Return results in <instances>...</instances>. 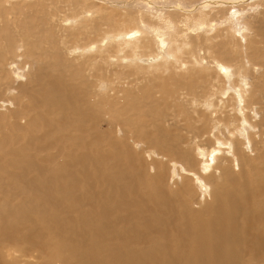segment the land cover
Listing matches in <instances>:
<instances>
[{"label": "bare ground", "instance_id": "1", "mask_svg": "<svg viewBox=\"0 0 264 264\" xmlns=\"http://www.w3.org/2000/svg\"><path fill=\"white\" fill-rule=\"evenodd\" d=\"M106 1L135 4L155 21L143 27L132 17L118 20L116 9H103L97 0H66L80 17L73 20L76 40L70 36V43L90 30L100 34L101 26L110 29L76 45L86 55L78 63L63 52L75 44L67 47L66 35L55 39L39 30L43 23L33 18L64 0H18L22 43L10 29L0 30L12 54L3 53L0 42V264H264V62L254 65L245 43L234 65L227 49L236 30L228 15L243 0H160L152 10V0ZM5 2L4 23L15 10ZM181 3L197 10L195 22H185L196 30L216 26L210 15L217 4L226 13L228 38L188 37L178 23ZM250 3L245 7L264 9V0ZM25 6L29 20H22ZM61 20L68 24L70 18ZM260 23L264 43V18ZM22 48L30 60L20 62ZM186 48L188 62L180 55ZM204 60L208 72L197 66ZM122 62L135 71L175 70L168 78L153 77L138 93L149 102L151 92L162 99L163 110L148 120L126 104L117 111L120 96L130 94L101 80L109 66L125 67ZM178 65L185 66L181 74ZM147 146L158 149L155 166L138 159L145 154L137 156L135 148L150 155ZM169 168L180 177L170 187Z\"/></svg>", "mask_w": 264, "mask_h": 264}, {"label": "rangeland", "instance_id": "2", "mask_svg": "<svg viewBox=\"0 0 264 264\" xmlns=\"http://www.w3.org/2000/svg\"><path fill=\"white\" fill-rule=\"evenodd\" d=\"M41 1H44V0H36V2H38V3H40ZM65 1V3H59V6H54V7H52V8H50L48 11H47V13L44 15V14H40V13H38L37 14V16H33L31 13H29L30 12V9L31 8H29L28 6H25L24 7V9H23V13H22V17H23V19L22 20H29V18L31 17L32 18V16H33V18H36V21H35V24H39V25H41L42 23V28L41 29H39V30H43V31H45V30H47L50 34H53L52 36L55 38V39H59V37L63 34V35H66V40H67V47H69L70 45H74V47H73V49L75 50H71V51H69V52H67L68 50H64L63 52L64 53H68L67 54V58L68 59H70V60H68V62H73V63H78V62H80V60L82 61L85 57H86V55H84V54H81L80 53V51H79V49H75V47H77L76 45H79V44H83L84 45V43L86 42H89V41H91V40H94V39H97V38H99L100 36H102L105 32H107V31H109L110 29L107 27V25L106 26H101L100 27V30H101V33L100 34H98V33H96L94 30H92V32H91V30L89 31V33H88V35L87 36H85V35H82V36H80L79 37V42H78V44L76 43V42H72V43H70L69 42V40L70 39H68V38H70V34H71V28L73 27V26H76V25H73V20H76V19H80V17L79 16H76V15H74V11L71 9V6L69 5V4H67L66 3V0H64ZM98 2H100V4H102V5H104V6H102L103 7V9L104 8H106L107 7V9L110 7H112V9H116V11H117V15L116 16H118V20H122V21H125V22H127L131 17H132V20H133V22L132 23H135V24H137L138 22H140L141 24H142V26L143 27H148V23H147V21L146 20H149L151 17H149V16H145V14L146 13H144V12H142L141 10H139V8H135L134 6H135V4H134V12L132 13V14H129V10L130 9H132V8H124L123 6H110L109 4H108V2L106 1V0H97ZM103 1H105V2H103ZM136 1H139V0H136ZM148 2L149 0H140V2H142V3H145V2ZM164 1V0H163ZM234 1V0H233ZM246 0H243V1H241V3H236L235 5H234V7H235V9H234V14L233 15H231V14H229L228 16H230V17H232V18H234V21H233V25H234V28H236V30H234V31H232L231 29V36H230V38H229V40H228V52H230V54H229V57H230V60H232L231 61V63L232 64H239V61L241 62V60L243 59V47L245 46V43H246V46L248 47V48H251V49H249V53L254 57V58H252L251 59V62L252 63H254V65L257 63V62H259L260 60H259V58H262V61L264 62V43H263V37H262V35L260 34V29H261V27H262V23H260L261 21H262V19L264 18V13L262 12V11H264V9L262 10V8L263 7H261V6H259V7H257L256 5L255 6H253L252 4L253 3H255V2H258V1H260V0H247L246 1V3H243V2H245ZM248 1H249V3L251 4V6H253V7H251L252 9H249V8H246L245 6H247L249 3H248ZM18 0H14V1H12L11 3H9V1L8 0H6V2H5V4H6V6L7 7H13V8H15V10L13 11V13L12 14H10V16H9V18L10 19H8L9 21H10V23H9V21H6V22H8V24H6V22L4 23L3 21H2V19H1V17H0V30L3 28H5V29H10L9 30V32L13 35V33L12 32H15L14 33V37H16V40L17 41H19V43H22V40L25 38L24 37V30H22L23 28H22V26H21V24H20V22H19V19H18V16H17V14L19 13V11L16 9L17 7H18ZM156 2V3H155ZM160 2V0H152L151 1V3H148L149 5H152L151 6V8H149V9H153V8H155L156 6H158V7H161V2ZM56 3H58V1H56ZM154 3V4H153ZM11 4V5H10ZM16 4V5H15ZM158 4V5H157ZM182 4V6H181V8L182 9H185V10H181L180 11V13H182V14H180V20H179V22L177 21V20H173L174 21V23L176 24L177 22L179 23V25L180 26H182L183 28H185V30H186V34H187V36L188 37H191V39H193L192 37H195V35L196 36H198V37H200V39L201 40H204L206 37H211V36H213V35H221L222 37H223V35L224 36H226V31L224 30L225 29V27H227V25L225 24V23H227V22H225V16H226V13H224V11H220V10H218V8H216L217 7V4H216V6L215 5H213V6H211L214 10L212 11V14L210 15V20H213L214 22H216L217 24H216V26H214L211 22H209V23H207L206 25H204V26H202L201 28H197V30H196V28L194 27H192V28H189L188 26H185V22L187 23V21H188V23H193V22H195V18L197 17L196 16V13H197V10H193V11H187V9H191L192 7V5H186V6H184L185 4H183V3H181ZM239 4L240 5H244V7L243 6H240L241 8H243L242 10L240 9V7H239ZM13 5V6H12ZM107 5V6H106ZM164 5V4H163ZM172 6H171V9H173V10H175V11H177L178 9V6L176 5V3H174V5L173 4H171ZM176 5V6H175ZM220 5H222L221 7H223L224 5L223 4H220ZM219 5V6H220ZM109 6V7H108ZM153 6H155V7H153ZM189 6V7H188ZM27 7V8H26ZM101 7V6H100ZM121 7V8H120ZM176 7V8H175ZM187 7V8H186ZM225 7V6H224ZM226 7H228V8H230L229 6H226ZM233 7V6H232ZM26 8V9H25ZM206 8H208V5L206 6ZM258 8H259V10H258ZM256 11H255V10ZM16 10H17V12H16ZM236 10V11H235ZM262 10V11H261ZM24 11H27L28 13L26 14ZM115 11V12H116ZM185 11H187V14H186V12ZM220 11V12H219ZM242 11V12H241ZM246 11V12H245ZM54 12V13H53ZM122 12V13H121ZM139 12V13H138ZM142 12V13H141ZM226 12V11H225ZM121 13V14H120ZM138 13V14H137ZM144 13V14H143ZM184 13V14H183ZM193 13V14H192ZM250 13V14H249ZM30 14V15H29ZM50 14V15H49ZM120 14V15H119ZM190 14V15H189ZM247 14V15H246ZM28 15V16H27ZM250 15V16H249ZM252 15V16H251ZM65 16V18H67V19H69L70 18V20H69V22H68V24H66V22H62V20H61V18H63ZM67 16V17H66ZM96 16H98V15H96ZM141 16H144L145 18V20H142V17ZM187 16H189V17H187ZM212 16V17H211ZM235 16V17H234ZM255 16V17H254ZM258 16V17H257ZM46 17V18H45ZM121 17V18H120ZM123 17V18H122ZM192 17V18H191ZM258 19H257V18ZM15 18H16V20L17 21H15ZM249 18H255V20H253V22H254V24H252V26H251V28H249L248 26V23H249ZM128 19V20H127ZM191 19V20H190ZM223 19V20H222ZM185 20V21H184ZM220 20V21H219ZM11 21H12V23H11ZM41 21V22H40ZM48 21H50V22H48ZM152 21H155V20H153V19H150L149 20V22H152ZM240 21V22H239ZM259 21V22H258ZM40 22V23H39ZM145 22V23H144ZM223 22V23H222ZM225 22V23H224ZM244 22V23H243ZM19 23V24H18ZM21 23H23V22H21ZM184 23V24H183ZM241 23H243L244 24V26H243V24L241 25ZM11 24V25H10ZM144 24H146V25H144ZM261 24V25H260ZM67 25V26H66ZM70 25V26H69ZM241 25V27H239ZM248 25V26H247ZM6 26V27H5ZM9 26V27H8ZM248 27V28H242V27ZM215 27V28H214ZM260 27V28H259ZM17 28V29H16ZM21 28V29H20ZM204 28V29H203ZM206 28H208L209 29V32H206ZM51 29V30H50ZM201 31H200V30ZM238 29H240V30H238ZM246 29V30H245ZM252 31H251V30ZM199 30V31H198ZM238 30V31H237ZM254 30V31H253ZM22 33H21V32ZM196 31H198V32H196ZM252 33H251V32ZM193 32V33H192ZM195 32V33H194ZM200 32H201V34H200ZM240 32H245L244 33V36H243V34H241ZM258 32V33H257ZM21 33V34H20ZM192 33V34H191ZM203 33V34H202ZM209 33L211 34V35H209ZM23 34V35H22ZM195 34V35H194ZM236 34V35H235ZM59 35V36H58ZM234 36V37H233ZM205 37V38H204ZM246 37V38H245ZM84 38V39H83ZM228 37L226 36V38H225V40L227 39ZM249 38V39H248ZM258 38V39H257ZM71 39L73 40L74 39V37L73 36H71ZM244 39H246V40H244ZM0 40H2V39H0ZM74 40H76V39H74ZM232 40V41H231ZM101 41V40H100ZM234 41V42H233ZM251 41V42H250ZM1 42V46H2V51H3V53H6V51L8 52V56L10 57V56H12V54H11V52H10V48H8L7 46L9 45L8 44V41L7 40H5V41H0ZM216 42H221L220 40H214L213 41V43H216ZM238 42V43H237ZM243 42V43H242ZM4 44V45H3ZM5 45H6V47H5ZM24 45V44H23ZM82 45V46H83ZM22 46V45H21ZM230 46V47H229ZM4 47V48H3ZM188 48V47H187ZM185 49L184 50V52H183V54H180L185 60H187V62L189 61V59H190V56L187 54V53H185L188 49ZM24 51H25V49L24 48H22V49H20L19 50V60H20V62H23V60H25V59H28V60H30V58L29 57H27V58H25L24 56H21L23 53H24ZM53 51L54 52H56V53H60L61 51L59 50V49H55V47H53ZM79 51V52H78ZM257 51H260V53H261V55L259 56V57H256V55H257ZM71 52V53H70ZM78 52V53H77ZM203 56H206L207 58H209L210 57V52L208 51V50H206V49H202V50H200L199 51ZM75 53V54H74ZM253 53H255V54H253ZM201 57V56H200ZM80 58V59H79ZM75 59H77V60H75ZM14 60H18L17 58H15ZM208 60V59H207ZM207 60H204L203 61V64L202 65H197L200 69H202L203 71H205V72H208L207 70H205V68L207 67V65H206V62H207ZM11 61V60H10ZM76 61V62H75ZM114 63H120L119 61L118 62H114ZM122 63H124L125 64V67H123L122 66V68H117V67H115V66H109L106 70H105V72H104V77H101V80H103L104 81V83H105V86H107V88H110V87H115V88H117L118 90H120L121 88L122 89H125V90H127L128 91V94L127 95H129L130 94V96H126V94H125V96L124 97H122L123 95H121L120 96V100H117L118 102H117V104H119L118 106H116L117 108V111H119L120 109H121V107H122V104H126V105H128V108H127V111H129L130 113H133V114H135L136 113V115L137 116H139V119H142V120H148V118L150 119V117L152 116V115H154V114H156L157 112H160V111H162L163 110V108L164 107H160V106H162V103L163 102H161L162 101V99H160V94H155L154 92H151V97L150 98H152L151 100H150V102L146 99V97H141L138 93L139 92H141L142 90H143V88L150 82V80L153 78V77H155V76H160V75H162V76H160V77H162V78H168V77H170L171 75H172V72H174L175 70H173V69H171L170 70V72L169 71H165V70H150V71H135V70H133V67L132 66H127V62H122ZM16 65V64H15ZM22 65V64H21ZM37 65L38 64H36V68H38L37 67ZM188 65H191V63L189 62L188 63ZM17 66V65H16ZM28 68V73H30V77L32 76V69L31 68H29V67H27ZM36 68L34 69V71H36ZM145 69H146V67H145ZM164 71V72H163ZM185 71V66H180V65H178V74H181V73H183ZM216 71V68H214V69H212V70H210L209 72L210 73H214ZM152 72H155V74L156 75H154ZM169 74V75H168ZM232 76H233V74H231ZM173 76V75H172ZM256 76H258V75H254L253 74V78L254 77H256ZM259 77V76H258ZM113 78V79H112ZM24 80L25 79H27L26 77L25 78H23ZM158 81L157 82H160V80L159 79H157ZM254 80H257V79H254ZM111 82V83H110ZM110 84V85H109ZM249 85V84H248ZM104 90H105V88H104ZM102 92V96H104V91L102 90L101 91ZM111 93H113V91H111ZM120 94H122V93H120ZM122 97V98H121ZM155 100V101H154ZM160 101V102H159ZM121 102V103H120ZM124 102V103H123ZM152 103V104H151ZM154 103H156L155 105H154ZM11 105H10V107L12 108L13 106H14V104H12V103H10ZM13 105V106H12ZM157 105V106H156ZM159 105V106H158ZM181 105H183V106H185L183 103H182V101H180V100H178V111H180L181 110ZM155 107H156V109H155ZM11 108H7V110L5 111L6 113H8V112H10V109ZM155 109V110H154ZM162 109V110H161ZM150 110V111H149ZM156 111V112H155ZM182 111V110H181ZM155 112V113H154ZM162 113V112H161ZM150 116V117H149ZM145 117V118H144ZM144 118V119H143ZM153 129V130H152ZM150 130L153 132V131H155V133H154V135H156V133H157V131H156V129L155 128H150ZM155 137H157V135L155 136ZM260 139V138H259ZM148 148V150L149 149H154L153 147H149V146H147ZM136 149V154H137V156H138V153H143L144 152V154L145 155H141V154H139V156H138V159L139 160H143V162L146 164V165H151V164H153L154 166H155V160H158V157H159V154L157 153V151H158V149L157 148H155V151L153 150V152H152V154H150V155H148L149 153H146L144 150H146L145 148H141V147H137V148H135ZM143 150V151H140V150ZM157 149V150H156ZM151 150V151H152ZM150 151V152H151ZM154 152H156V153H154ZM158 155V156H157ZM143 158H142V157ZM144 156H146L147 158H148V160H147V158L146 157H144ZM151 157V158H150ZM156 158L155 160L153 159V158ZM173 158V157H172ZM177 158L178 157H176V156H174V158H173V160L175 159V160H177ZM144 159H145V161H144ZM149 161H150V163H149ZM154 162V163H153ZM175 162V161H174ZM149 163V164H148ZM154 170H151V177L154 175ZM171 170H170V168L167 170V172H166V175H165V177H169L170 178V180L171 179H173V180H171L170 182H169V187H170V185L173 183V182H177L178 181V179L180 178L179 176H178V172L176 173V174H174L173 175V171L171 172ZM170 175H171V177H170ZM150 176V175H149ZM175 178V179H174ZM177 178V179H176ZM171 183V184H170Z\"/></svg>", "mask_w": 264, "mask_h": 264}]
</instances>
